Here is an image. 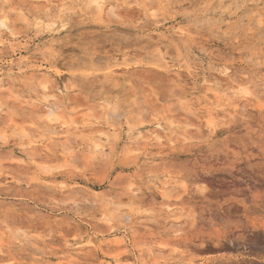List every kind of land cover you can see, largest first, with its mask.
<instances>
[{
	"label": "rangeland",
	"instance_id": "1",
	"mask_svg": "<svg viewBox=\"0 0 264 264\" xmlns=\"http://www.w3.org/2000/svg\"><path fill=\"white\" fill-rule=\"evenodd\" d=\"M137 2L106 26L0 0V264L264 262V3Z\"/></svg>",
	"mask_w": 264,
	"mask_h": 264
},
{
	"label": "clouds",
	"instance_id": "2",
	"mask_svg": "<svg viewBox=\"0 0 264 264\" xmlns=\"http://www.w3.org/2000/svg\"><path fill=\"white\" fill-rule=\"evenodd\" d=\"M116 2L119 4L121 8H130L133 6L136 7H145L144 4L141 3H135L133 4V0H116ZM186 0H163L161 3L160 0H151L152 4H159L160 10L164 11L166 7V14L170 16H177V15H185L186 13L182 10V5L185 3ZM262 3H264V0H261ZM112 3V0H60L59 7L60 12L63 14L65 12L68 13H76L78 15V18L80 22L82 23H99L104 24L106 26L115 25L122 23L120 18H113L111 16H108L105 12V9L109 7V5ZM151 6V4L149 5ZM149 19V17H146V20ZM176 88L181 89L183 87L182 84H176ZM249 95H251L249 93ZM185 111L188 113L190 117H194L195 119L199 120L201 119L200 116V109L198 107H188L185 109ZM159 126V125H157ZM185 129H195L196 133L200 132V129L195 126L194 123L188 122L185 125ZM169 133L171 136H176V132L169 130ZM166 138H168V134H166ZM191 138H189L190 140ZM178 143H188V140H184V136L181 135L178 140ZM147 154V153H146ZM158 175L165 176V184L164 187L167 189L168 183L167 182H173L176 188V191L174 193L175 198L179 199L182 195H184L183 192L180 191V186L182 184V180L180 179L179 175L173 177L169 176L167 173L164 172H153L152 170H148L145 173L146 180L141 184V188H147L149 190L152 189L154 186L155 180L158 178ZM189 219H191V216L189 215ZM191 224L186 225L185 227L190 229ZM175 231V230H174ZM3 233H0V236H3ZM181 235L180 231H175V236L169 237L170 239H174L176 237H179ZM26 239L28 237H25ZM12 239L15 241L16 244H20L19 240H16L13 236ZM240 237L236 236L235 240H239ZM233 240H230L229 243H233ZM245 251H247V248L245 247ZM264 264V262H262Z\"/></svg>",
	"mask_w": 264,
	"mask_h": 264
},
{
	"label": "bare ground",
	"instance_id": "3",
	"mask_svg": "<svg viewBox=\"0 0 264 264\" xmlns=\"http://www.w3.org/2000/svg\"><path fill=\"white\" fill-rule=\"evenodd\" d=\"M118 7V6H117ZM117 7L115 6V5H110L109 6V8H108V15H111L112 17H115V16H117L116 15V10H117ZM107 9V8H106ZM106 11V12H107ZM107 14V13H106ZM49 16V15H48ZM47 17V16H46ZM57 22V21H56ZM55 22V23H56ZM55 23H49L48 25H46V30L48 29V28H51L52 29V27H54L55 26ZM38 25H40V23H37V27H40V26H38ZM3 27H6V24L4 23V22H0V28H3ZM55 28V27H54ZM162 57V56H161ZM113 73V70H109L108 72H107V76L109 77L111 74ZM41 75H43V73L41 74ZM45 75V74H44ZM106 76V77H107ZM113 79V78H112ZM231 79V78H230ZM116 80V79H115ZM235 83H236V81H235ZM237 84H239L238 82H237ZM49 85V84H48ZM240 86V85H239ZM4 87H6V83H3L2 81H0V88H4ZM44 87V94H43V97H44V95H46L47 93V97L46 98H48L49 96H50V90H49V88H48V86L47 85H44L43 86ZM242 89H244L243 87H241ZM249 90H247V89H244L243 90V92L244 93H249L248 92ZM263 93V92H262ZM261 93V94H262ZM51 97V96H50ZM56 101V100H55ZM61 111H62V108H60L59 106H57V104H52V106L51 107H49L48 108V116L50 117V121L51 122H53V123H59L61 120H62V118H61ZM208 112V111H207ZM209 114V113H208ZM213 114V113H212ZM211 117V116H210ZM212 119H213V117H212ZM208 123H209V121H208ZM159 126H156V129L154 130L155 131V133L154 134H156V138L158 139V140H160V138H159V133L158 132H160L159 131V129H164V126L162 125L161 126V124H158ZM145 134V133H144ZM144 134H142V133H139V135L137 136V140H144V138H145V135ZM27 136V135H26ZM29 136V135H28ZM2 137V136H1ZM108 138V137H107ZM162 139V138H161ZM156 140V139H155ZM78 141V140H77ZM67 142V141H66ZM66 142H65V144H66ZM71 142V141H70ZM64 142H62V144H63ZM160 143V142H159ZM102 146H101V144H99V143H96V148H101ZM69 148V147H68ZM104 150V149H103ZM169 196V195H168ZM168 196H166V197H168ZM122 217V216H121ZM123 218H125V217H123ZM129 217H127V219H128ZM126 219V218H125ZM117 245V244H116ZM145 253V252H144ZM159 253V252H158ZM114 262L116 263V264H120V261L118 260V259H115L114 260Z\"/></svg>",
	"mask_w": 264,
	"mask_h": 264
}]
</instances>
